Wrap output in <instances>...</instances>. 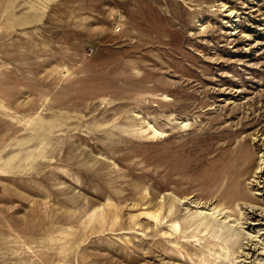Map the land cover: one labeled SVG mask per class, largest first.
I'll return each instance as SVG.
<instances>
[{
  "label": "rangeland",
  "instance_id": "374dc122",
  "mask_svg": "<svg viewBox=\"0 0 264 264\" xmlns=\"http://www.w3.org/2000/svg\"><path fill=\"white\" fill-rule=\"evenodd\" d=\"M0 264H264V0H0Z\"/></svg>",
  "mask_w": 264,
  "mask_h": 264
}]
</instances>
